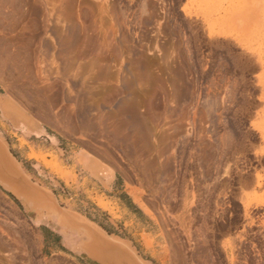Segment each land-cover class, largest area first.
Listing matches in <instances>:
<instances>
[{
    "label": "rangeland",
    "instance_id": "1",
    "mask_svg": "<svg viewBox=\"0 0 264 264\" xmlns=\"http://www.w3.org/2000/svg\"><path fill=\"white\" fill-rule=\"evenodd\" d=\"M0 100L19 172L139 264H264V0H0ZM28 206L0 184V264H95Z\"/></svg>",
    "mask_w": 264,
    "mask_h": 264
},
{
    "label": "bare ground",
    "instance_id": "2",
    "mask_svg": "<svg viewBox=\"0 0 264 264\" xmlns=\"http://www.w3.org/2000/svg\"><path fill=\"white\" fill-rule=\"evenodd\" d=\"M35 11H37V10H35ZM69 28H71V27H69ZM66 32H68V31H66ZM66 32H63V33L66 34ZM69 32H70V34L68 33V36L70 35L71 38H73V39H74L75 36L78 35V34H75L74 29H72ZM53 34H55V33H53ZM65 36H67V35H65ZM75 38L79 39V36L78 37H75ZM88 38L89 39L87 40V43L85 45H83V47L79 51V53H80V55L85 56L86 58L89 57L91 59V61H95V62H90V63H91V65L94 64L93 67H96V66H99L98 64L100 63V59L101 58L102 59H103V57L106 58V56H102V55L106 54L103 51H104V49H106V51H107V47L104 46V45H102V44H99L98 45V43H97V46L98 47H95L96 46V42H94L95 43L94 45L92 44L93 43L92 41H94L93 40V36H89ZM60 39H62V37ZM65 39L67 41L69 40L68 38H65ZM65 39H63V41L60 40V42L65 43V41H66ZM66 43L64 44V46L65 45H68L69 43L71 44L72 43V40H71V42H69L67 44ZM74 46L75 45H73V47ZM65 47H67V46H65ZM61 50H62V47H61ZM63 50H65V48ZM74 53H76V52H74ZM76 56H77V54H76ZM107 58H108V56H107ZM89 64H88V66H91ZM74 85H77V84H74ZM124 87L127 88L126 86H124ZM58 101H59V99L55 95L50 99V103L53 106H56L57 103H58ZM0 106L5 111L10 112V114L13 116L14 119L15 118H17V119L20 118L19 117V114L16 113V112H14V108L15 107L13 108V106L10 104V102L8 100H5V101L4 100H0ZM119 107H120V104H119ZM121 107H122V105H121ZM42 108H44V107L42 106ZM89 110H90V108H88L83 103V101H81L80 104H79V119L77 121L78 122L80 121L82 127L86 128L88 130H89V128L92 127V117H91V115L89 113ZM132 111H133V109H132ZM66 116L68 118V115H66ZM70 116H69V118H70ZM39 117L41 119H43L46 123H48L50 125H52V124L54 125L53 119H51L50 114L47 111L46 112L43 111L42 113H39ZM134 117L130 113H128L127 111H125L124 110V107H123V108H120V109L118 108L117 109V112H115L113 114H109L107 116L106 120H114V122L117 123L116 126L119 129H121V128H124L125 126L126 127L127 126H131V124L134 121ZM69 118H68V121L65 123L66 126L65 125L64 126L71 131V130H74L75 128H73V125H72L73 122H71V120H70L72 118H70V119ZM60 122H61V120H60ZM0 169L2 170V173H6L7 174L6 177L4 178L5 179V182H0V184L3 185V186H5L6 189L8 188V190H10V192H13L14 195H16V196L20 195L19 193L21 191H23L24 193H26L28 195L30 194V192L28 191V189L26 187L25 188L23 187L24 189H22L23 183L27 187L29 186L28 183H30V188H33V190L34 189L42 190L41 187H39L38 185H36L35 183H33L26 176H24L23 174H21L19 172V170L16 167V164L13 161V158L11 157V154H9V152L6 150V144H5V142L2 139L0 140ZM8 184L15 185V187H16L15 190H11L7 186ZM42 191H44V190H42ZM45 193H46V196L45 197L44 196L38 197V199L40 198V199L43 200L41 202L42 206H45L44 207L45 209H46V207H48L49 209H46L48 212H53V213H55L54 216L57 215V216H59L61 218V222L63 223V227H64L65 230H67L66 229V226H77L78 228H80L82 230V232H79V234H83L87 238V241L83 243V245L81 246V249H83V250L85 249L91 257H96V258H99L100 257V260H102V263L103 264H139L138 261L134 257L135 254L132 255L131 252L129 251V249H127L128 247L125 244H124L125 246H123L122 244L119 243L118 240H115V239L107 236L106 234L102 233L100 230H97L95 227H93L92 225H90L89 223H87L85 221H82V220L80 221L79 219H77L75 217L74 218L77 219V220L73 219V216L71 215L72 216L71 217L58 204V202L56 201V199H55V197L53 195H51L48 192H45ZM48 200L51 201V202L54 201L55 203L54 204L51 203V202L49 203ZM57 206H60L62 209L61 210L58 209ZM27 208L30 210V206H28ZM34 213L36 215L37 214L38 215H41L42 217L45 216L43 213L38 212V211H34ZM50 219L55 220L57 222V219L54 218V217H51ZM73 220L76 221V222H73ZM72 231H75V230H72ZM69 232H71V231H69ZM114 250L115 251H118V253H120V251L121 252L123 251V252L120 253V254H117V255H113L114 254ZM89 260H92V259H89ZM120 260H122V261H120ZM90 262L91 263H94L93 261H90Z\"/></svg>",
    "mask_w": 264,
    "mask_h": 264
},
{
    "label": "water",
    "instance_id": "3",
    "mask_svg": "<svg viewBox=\"0 0 264 264\" xmlns=\"http://www.w3.org/2000/svg\"><path fill=\"white\" fill-rule=\"evenodd\" d=\"M6 173H2V170L0 169V182H5V177H6ZM28 187L23 183L22 185V189H24L25 187L28 189V191L30 192V194H26L24 193L23 191H21L18 195L20 198H22L24 201H26V203L30 206V211L31 212H34V211H38V212H41L43 214H46V215H51V214H55L53 212H48L46 209H49L48 207H46V209L44 208L45 206H42L41 202L43 201L42 199H38V197L40 196H46V193L42 190H39V189H34L33 188H30V183H28ZM11 190H15V185H11V184H8L7 185ZM19 187V186H18ZM24 187V188H23ZM48 202L50 203L51 201L48 200ZM51 203H55L54 201L51 202ZM56 205V204H55ZM58 209H62L60 206H57ZM59 212V211H58ZM57 216V215H56ZM60 218V217H59ZM61 220V218H60ZM73 222H76L73 220ZM63 224V223H62ZM66 226V225H65ZM68 228H70L71 230H75L77 233L79 232H82V230L80 228H78L77 226H67ZM124 250V249H123ZM82 251L85 253L86 257L89 259H92V260H89V261H93L95 264H103L102 263V260H100V257L99 258H96V257H91L88 252L84 249H82ZM123 252V251H122ZM120 251V253H122ZM118 253V251H115L114 250V254L113 255H117V254H120Z\"/></svg>",
    "mask_w": 264,
    "mask_h": 264
},
{
    "label": "crops",
    "instance_id": "4",
    "mask_svg": "<svg viewBox=\"0 0 264 264\" xmlns=\"http://www.w3.org/2000/svg\"><path fill=\"white\" fill-rule=\"evenodd\" d=\"M48 222V221H47ZM48 225H50V223L48 224ZM54 227H49V229L51 230V232L53 231L54 232V229H53ZM56 231V230H55Z\"/></svg>",
    "mask_w": 264,
    "mask_h": 264
}]
</instances>
